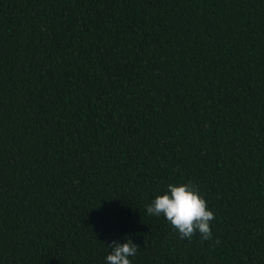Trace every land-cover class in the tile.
I'll list each match as a JSON object with an SVG mask.
<instances>
[{
    "label": "trees",
    "instance_id": "trees-1",
    "mask_svg": "<svg viewBox=\"0 0 264 264\" xmlns=\"http://www.w3.org/2000/svg\"><path fill=\"white\" fill-rule=\"evenodd\" d=\"M188 183L211 240L147 214ZM126 237L131 264H264V0H0V264Z\"/></svg>",
    "mask_w": 264,
    "mask_h": 264
},
{
    "label": "clouds",
    "instance_id": "clouds-1",
    "mask_svg": "<svg viewBox=\"0 0 264 264\" xmlns=\"http://www.w3.org/2000/svg\"><path fill=\"white\" fill-rule=\"evenodd\" d=\"M147 214L161 216L178 232L181 239L191 240L198 232L201 242L212 239L211 221L214 213L208 209L206 200L188 184H169L164 194L157 195L146 207ZM216 243H219L217 240ZM139 246L131 238L126 242L113 241L106 264H131L129 257L138 252Z\"/></svg>",
    "mask_w": 264,
    "mask_h": 264
}]
</instances>
